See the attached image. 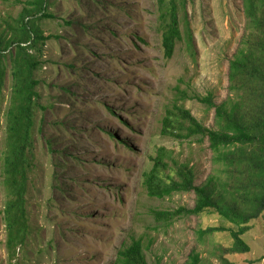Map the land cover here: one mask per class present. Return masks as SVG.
<instances>
[{"label":"rangeland","instance_id":"rangeland-1","mask_svg":"<svg viewBox=\"0 0 264 264\" xmlns=\"http://www.w3.org/2000/svg\"><path fill=\"white\" fill-rule=\"evenodd\" d=\"M26 1L0 0V24L16 18ZM48 10L54 17L38 22L48 39L30 51L45 109L36 110L29 151L28 233L10 259L0 183V264H113L132 239H141L149 264H184L192 252L202 264H221L236 227L208 212L157 222L153 211L193 208L195 196L149 198L142 182L161 149L171 165L193 169L196 185L220 175L207 139L166 136L161 118L176 103L213 128L214 109L191 97L226 99L229 61L244 32L242 1L185 0L178 11L182 40L170 59L162 51L157 0H50ZM9 86L8 67L0 150ZM1 170L0 157V180ZM249 226L242 237L249 253L225 256L229 264H264V214ZM208 227L226 230L200 241L198 231Z\"/></svg>","mask_w":264,"mask_h":264},{"label":"trees","instance_id":"trees-1","mask_svg":"<svg viewBox=\"0 0 264 264\" xmlns=\"http://www.w3.org/2000/svg\"><path fill=\"white\" fill-rule=\"evenodd\" d=\"M241 1L244 32L229 61L226 99L215 104L211 94L191 97L214 109L213 128L203 126L176 103L166 107L161 118V133L166 136L207 139L220 175L196 185L193 169L183 163L171 165L170 157L161 149L152 159L150 170L143 173L142 182L149 198L164 199L174 193L195 196L193 208L153 211L157 222L171 223L208 212L236 227L230 230L231 247L221 249V264H229L227 255L249 253L250 247L242 237L250 230L249 223L264 214V0ZM184 2L157 0L161 46L167 59L174 55L176 43L182 40L178 11ZM49 4L50 0H28L16 18L7 17L0 24V90L8 67L10 70V94L3 115L0 150V183L7 198L3 205L4 245L10 259L25 244L28 233L29 151L33 146L36 110L45 109L37 102L39 81L35 70L39 62L30 51H37L48 39L38 22L54 17L48 10ZM224 230L222 227L199 230V240ZM113 264H149L141 239H132L119 249ZM184 264H202V259L192 252Z\"/></svg>","mask_w":264,"mask_h":264}]
</instances>
